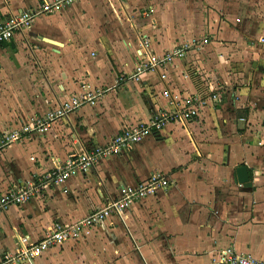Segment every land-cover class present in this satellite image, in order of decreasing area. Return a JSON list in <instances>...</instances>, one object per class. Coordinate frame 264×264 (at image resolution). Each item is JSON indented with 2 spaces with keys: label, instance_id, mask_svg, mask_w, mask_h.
Instances as JSON below:
<instances>
[{
  "label": "crops",
  "instance_id": "crops-1",
  "mask_svg": "<svg viewBox=\"0 0 264 264\" xmlns=\"http://www.w3.org/2000/svg\"><path fill=\"white\" fill-rule=\"evenodd\" d=\"M42 1L0 0V18ZM153 7L139 0H83L39 16L30 31L0 45V134L82 85L119 83L98 103L73 112L65 126L1 150L0 194L59 166L74 149L107 144L125 126L149 122L172 107L164 90L220 95L199 118L170 122L71 178L66 189L50 187L1 214L0 257L16 249L21 234L38 242L57 223L81 219L119 197L123 185L160 172L170 180L168 189L133 205L124 221L113 216L88 236L21 264H226L229 248L264 259V14L244 15L243 25L215 17L203 30V24H186L176 0L145 14ZM198 37L210 42L195 44L142 81L119 82L141 61ZM240 166L250 175L244 184Z\"/></svg>",
  "mask_w": 264,
  "mask_h": 264
},
{
  "label": "built area",
  "instance_id": "built-area-1",
  "mask_svg": "<svg viewBox=\"0 0 264 264\" xmlns=\"http://www.w3.org/2000/svg\"><path fill=\"white\" fill-rule=\"evenodd\" d=\"M81 1L83 0H44L36 7L13 13L5 19L0 18V45L11 42L17 35H24L30 31L39 16L58 13ZM209 42L208 37L195 38L165 54L149 57L138 63L133 73L123 75L119 82L142 81L144 75L161 64L184 57L195 44L205 45ZM118 84L107 89H90L82 85L78 91L73 92L72 96L50 107L45 113L30 118L17 128L2 131L0 151L23 139L47 135L57 125L65 126L73 112L84 105L98 103V100L108 91L116 89ZM162 94L169 99L172 107L158 112L149 122L125 126L107 144L80 150L74 149L63 161L59 159V166L51 168L42 175L35 174L34 179L27 184L0 194V215L12 206L23 205L34 200L50 187L66 189L65 185L71 178L89 174L104 159L120 155L123 151L140 143L145 137L156 131H162L170 122H189L199 118L209 103L220 99L217 91H213L208 96L192 94L183 96L169 90H164ZM169 186L168 176L160 172L152 173L149 178L135 185H123L119 197L107 199L98 209L81 219L70 223H57L56 228L38 242L32 243L27 236L21 234L18 237L16 249L1 256L0 264H21L24 261L35 260L52 248L88 236L92 229L113 216L124 221L126 213L133 205L144 201L149 196L156 195L161 190H167ZM223 260L226 264H264V259H257L249 253L237 254L232 248L226 251Z\"/></svg>",
  "mask_w": 264,
  "mask_h": 264
},
{
  "label": "rangeland",
  "instance_id": "rangeland-1",
  "mask_svg": "<svg viewBox=\"0 0 264 264\" xmlns=\"http://www.w3.org/2000/svg\"><path fill=\"white\" fill-rule=\"evenodd\" d=\"M170 0H139L141 6L150 8L148 13L154 12L155 6L160 8L161 4L169 2ZM180 5V13L183 16V20L190 23V27L194 24L204 26L203 30H207L208 19H215V17L228 19L234 18L236 23L243 25L241 18L248 14H264V0H176ZM237 24V25H238ZM240 26V25H239ZM204 33V34H203ZM203 36L207 32L202 31ZM199 38V37H198ZM204 38V37H203Z\"/></svg>",
  "mask_w": 264,
  "mask_h": 264
},
{
  "label": "water",
  "instance_id": "water-1",
  "mask_svg": "<svg viewBox=\"0 0 264 264\" xmlns=\"http://www.w3.org/2000/svg\"><path fill=\"white\" fill-rule=\"evenodd\" d=\"M237 173H238V178H239L240 183L244 184L249 181L250 175H249L248 168L246 166H240L237 169Z\"/></svg>",
  "mask_w": 264,
  "mask_h": 264
}]
</instances>
